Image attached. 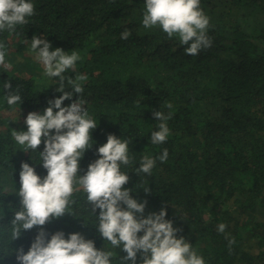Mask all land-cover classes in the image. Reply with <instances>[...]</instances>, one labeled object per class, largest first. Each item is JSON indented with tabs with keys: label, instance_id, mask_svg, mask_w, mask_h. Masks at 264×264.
<instances>
[{
	"label": "trees",
	"instance_id": "16d2710c",
	"mask_svg": "<svg viewBox=\"0 0 264 264\" xmlns=\"http://www.w3.org/2000/svg\"><path fill=\"white\" fill-rule=\"evenodd\" d=\"M30 2L35 15L28 24L0 32L11 65L0 67V264H18L15 250L26 254L41 231L37 226L10 240L14 212L21 208L15 195L21 165L28 163L41 178L47 170L39 162L43 143L37 152L18 150L16 119L6 114L13 110L6 103L9 89L3 88L11 82V91L21 96L18 116L21 107L44 112L48 101L61 95L58 78L46 77L42 85L38 60L31 56L28 65L17 60L32 53L34 35L46 39L51 50L81 57L65 76V91H72L69 79L87 77L80 99L97 128L79 176L100 158L98 148L108 135L127 140L132 162L121 166L130 177L124 188L138 202L146 201L143 218L166 208L165 219L179 229L176 238L190 243L205 264H264V0H200L212 45L195 56L185 53L178 37L170 39L158 26L143 27L146 0ZM251 17L262 19L248 28ZM125 30L131 33L127 40L120 38ZM77 99L73 93L62 107ZM158 111L170 116V134L166 142L153 144ZM165 149L162 163L156 158ZM144 156L156 159L150 175L137 171ZM72 200L68 214L42 226L46 238L79 233L97 250L112 251V264H125L122 247L114 249L100 237L99 209L91 212L83 189ZM220 224L226 225L222 233ZM6 251L13 254L5 256Z\"/></svg>",
	"mask_w": 264,
	"mask_h": 264
},
{
	"label": "clouds",
	"instance_id": "9594fccd",
	"mask_svg": "<svg viewBox=\"0 0 264 264\" xmlns=\"http://www.w3.org/2000/svg\"><path fill=\"white\" fill-rule=\"evenodd\" d=\"M35 15L34 4L30 0H0V32H15L18 25L28 24V18ZM210 19L200 8V0H146L142 25L146 29L159 27L171 39L178 37L186 45L185 53L198 55L202 49L211 47L212 40L207 35ZM131 33L125 30L121 39L127 40ZM31 52L44 66V76L58 78L61 93L59 98L48 101L44 112L21 107V115L15 107L22 103L21 96L11 91V82H5L4 89H9L6 103L13 110L6 114L16 119L13 139L18 150L27 153L39 152V162L47 170L41 178L34 167L28 163L21 165L19 173L20 189L15 195L20 197L21 208L14 212L11 222L10 240L19 239L22 231L40 226L34 242L27 253L23 248L15 250L18 264H112V251L97 250L94 242L85 240L79 234H70L67 239L63 232L53 234L49 239L42 226L52 219H59L68 214L74 201L72 196L78 189L86 193L91 212L99 209V235L109 242L112 248H121L126 256L121 259L125 264H137L140 254L142 264H205L192 245L184 238H176L179 229L166 220L167 210L152 213L143 218L146 207L144 203L132 198L130 190L124 188L130 177L121 171V166L132 162L129 155V141L108 135L107 142L98 148L99 159L91 163L86 174L79 176L80 161L86 151L92 148V132L97 128L86 107V101L80 99L83 92L82 82L85 75L69 79L72 91L66 92L65 76H70L76 68L80 56L76 52L65 53L61 49L51 50L46 39L33 36L30 43ZM33 57V56H32ZM27 59L18 60L28 65ZM33 59H35L33 57ZM36 61V60H35ZM0 67L8 70L11 65L6 62L4 44H0ZM56 83V84H57ZM73 93L79 95L70 106L62 107L65 100H72ZM170 107V105H169ZM54 109L56 111H54ZM26 114H28L26 116ZM159 121L158 131L151 134L153 144L166 142L170 129L167 121L170 116L158 111L153 113ZM54 132V134H53ZM168 158L167 149L159 157L162 163ZM156 159L144 156L138 172L150 175L156 165ZM146 193L149 189L144 190ZM139 214V215H138ZM226 225L220 224L218 231L224 232ZM143 233L139 236V233ZM13 253L5 252V256Z\"/></svg>",
	"mask_w": 264,
	"mask_h": 264
},
{
	"label": "rangeland",
	"instance_id": "374dc122",
	"mask_svg": "<svg viewBox=\"0 0 264 264\" xmlns=\"http://www.w3.org/2000/svg\"><path fill=\"white\" fill-rule=\"evenodd\" d=\"M251 18H252V20H251L250 24L247 25L248 28L252 27L255 23L257 24L258 21L262 19V18L257 19V18H253V17H251ZM24 55H26L27 57L33 56L35 58L34 60H37L36 57H35V55H33L32 53L27 52V53H24ZM18 59H19V61H21L22 60V57H18ZM40 65L44 69V66L42 64H40ZM69 71L73 72V70H69ZM45 78L46 77H44V80L42 81V83H43L42 85H47V83H48L47 80H45ZM47 79H49V78H47Z\"/></svg>",
	"mask_w": 264,
	"mask_h": 264
}]
</instances>
